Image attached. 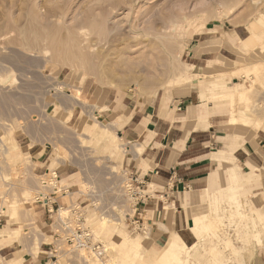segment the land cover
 Segmentation results:
<instances>
[{
	"label": "rangeland",
	"instance_id": "1",
	"mask_svg": "<svg viewBox=\"0 0 264 264\" xmlns=\"http://www.w3.org/2000/svg\"><path fill=\"white\" fill-rule=\"evenodd\" d=\"M213 84H239L231 105ZM192 89L233 110L238 134L264 136V0H0V229L7 228L0 249L10 248L0 262L100 264L55 239L56 207L75 205L109 264H124L126 254V264H161L167 239L153 240L171 234L162 235L126 191L127 152L109 158L87 125L114 121L101 113L125 96L181 97ZM39 194L56 202L51 218ZM235 201L206 197L191 212L205 219L200 240L189 226L181 233L196 244L190 264H264V217L257 214L264 205L253 208L239 194Z\"/></svg>",
	"mask_w": 264,
	"mask_h": 264
},
{
	"label": "crops",
	"instance_id": "2",
	"mask_svg": "<svg viewBox=\"0 0 264 264\" xmlns=\"http://www.w3.org/2000/svg\"><path fill=\"white\" fill-rule=\"evenodd\" d=\"M217 87L221 92L215 95L227 99L230 105L228 97L236 87L240 88L239 84L232 88L213 84V89ZM233 113L224 105L209 101L204 91L192 89L181 97L159 95L141 100L125 96L117 106L101 113L106 119L114 116V121L105 122L107 124L101 127L87 125L88 133L103 142L102 148L109 158H120L127 152L122 165L147 192L142 211L146 209L156 225L166 230H160L162 235L171 234L170 238L154 237L153 245L159 246L167 239L164 250L172 235L191 227V212L202 207L206 197L213 204H227V201L236 203L239 194L241 200L253 208L264 205V136L247 139L238 134L233 127L237 120ZM239 114L243 125H247L245 122L249 120ZM233 118L236 120L232 121ZM116 130L127 148L116 140H121L115 136ZM45 155L43 153L36 161L45 163ZM47 163L50 165L51 161ZM54 171L59 178L58 169ZM59 181L64 179L59 178ZM257 214L263 218L264 209ZM6 230L0 229V233ZM13 233L16 235L17 231ZM202 235L198 234V240ZM183 239L186 243L193 241L192 237ZM195 247L196 244H186L181 251L185 264H190ZM7 249L9 246L0 252ZM27 261L41 264L34 259Z\"/></svg>",
	"mask_w": 264,
	"mask_h": 264
},
{
	"label": "built area",
	"instance_id": "3",
	"mask_svg": "<svg viewBox=\"0 0 264 264\" xmlns=\"http://www.w3.org/2000/svg\"><path fill=\"white\" fill-rule=\"evenodd\" d=\"M126 191L132 199H135L137 201V204H139L140 207L143 205L142 201L147 198L146 193L141 187V183H139V181L134 177L130 176L128 184L126 185ZM51 196L54 195L51 194ZM41 199L42 198H40L39 195V199H37L38 204L46 211L48 217L51 218V214L54 212L53 205L56 204V202L50 201V199H53L52 197L50 199H47L45 197H43L42 200ZM60 207L61 206H57L56 211H58ZM77 210V206L72 205L71 209H69L70 212L68 217L65 218L64 221L58 220V232L55 234V239L59 240L63 238V241L69 246L77 249H85L87 252L91 253L100 261V264H109L106 260L107 250L101 243L93 241V237L90 234L89 229L85 228L84 223H82V214L77 213ZM71 212L73 213V215H78L79 217H76V219H71L69 217ZM52 252L55 253L56 250L54 249L50 251V255H52ZM50 258L55 259L54 256ZM54 263L55 262H53L52 264ZM0 264L2 263L0 262Z\"/></svg>",
	"mask_w": 264,
	"mask_h": 264
},
{
	"label": "bare ground",
	"instance_id": "4",
	"mask_svg": "<svg viewBox=\"0 0 264 264\" xmlns=\"http://www.w3.org/2000/svg\"><path fill=\"white\" fill-rule=\"evenodd\" d=\"M253 71H255V69H253ZM229 96V95H228ZM247 96V91L245 92H240V93H237V98L238 99H242V98H245ZM232 97V96H230ZM225 98V97H224ZM229 98V97H228ZM236 119L233 118L232 121H235ZM232 123V122H231ZM107 124V123H105ZM100 131V130H99ZM40 154V152L38 153V155ZM57 176V174H56ZM55 179V178H54ZM57 179V178H56ZM24 182V181H23ZM60 190H61V187H59ZM40 195V198L43 199L44 195L43 194H39ZM62 207H60V209H58L57 211V215L59 217L58 220H62L64 221L65 218L68 217L67 214H69V206L68 207H65L66 209H61ZM203 208V207H202ZM4 210V209H3ZM60 210H62L63 212L65 211L66 212V215L65 217L63 218H60L62 216V214H64L63 212H60ZM198 212V211H197ZM12 213L14 215H16V210L14 209L12 211ZM18 217V216H17ZM205 219V216L201 217L199 216L198 214L196 215H193V225L190 227V230L192 232H194V234L196 235V237H198V234H199V231L203 229V227L201 226V221ZM201 224V225H200ZM178 236V238L176 239H173V236L172 235V239L171 241L169 242V244L166 246V248L159 254V256L157 257L156 261H160L161 264H181L182 263V260L180 258V254H181V251L184 249L185 247V240L183 239V235H181L180 233H177L176 234ZM257 236V235H256ZM148 238V237H147ZM132 248H133V253L134 255H137L138 254V251L140 249V245L138 243L132 245ZM83 251V250H82ZM97 259V258H96ZM124 264H126L129 259H128V256L126 254L125 258H124ZM99 261V260H98ZM47 264V263H45Z\"/></svg>",
	"mask_w": 264,
	"mask_h": 264
}]
</instances>
